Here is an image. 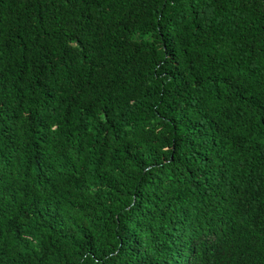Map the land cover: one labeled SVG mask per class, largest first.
Returning <instances> with one entry per match:
<instances>
[{
	"label": "trees",
	"instance_id": "trees-1",
	"mask_svg": "<svg viewBox=\"0 0 264 264\" xmlns=\"http://www.w3.org/2000/svg\"><path fill=\"white\" fill-rule=\"evenodd\" d=\"M0 264H264V0H0Z\"/></svg>",
	"mask_w": 264,
	"mask_h": 264
}]
</instances>
